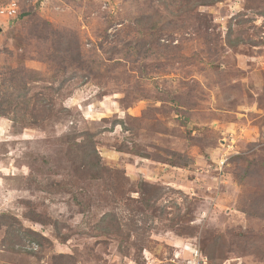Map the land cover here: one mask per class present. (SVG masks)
I'll return each instance as SVG.
<instances>
[{
	"label": "rangeland",
	"instance_id": "374dc122",
	"mask_svg": "<svg viewBox=\"0 0 264 264\" xmlns=\"http://www.w3.org/2000/svg\"><path fill=\"white\" fill-rule=\"evenodd\" d=\"M176 1L0 17V78L52 102L0 116V264H264V0Z\"/></svg>",
	"mask_w": 264,
	"mask_h": 264
},
{
	"label": "trees",
	"instance_id": "16d2710c",
	"mask_svg": "<svg viewBox=\"0 0 264 264\" xmlns=\"http://www.w3.org/2000/svg\"><path fill=\"white\" fill-rule=\"evenodd\" d=\"M171 1L172 6L177 4L176 0ZM219 1L221 0H182L181 4L185 7L193 4L196 9H199L201 7L211 6ZM199 21L201 24L200 26L202 27L201 29H203L205 27L203 15H199ZM201 29H199V33ZM207 30L208 27L206 28V32H208ZM78 59L79 61L81 60L80 55ZM78 59L76 62H79ZM33 75V72L21 69L4 76L6 79L3 77L0 78V116L15 117L12 121L24 128L39 127L52 117V102L44 101V103L41 104L35 102L34 105H31L32 97L30 99L27 97L33 96V98H36L39 101L38 94H31V91L33 90L31 85L38 82ZM20 115L25 117H22L21 119ZM29 115L32 116L31 121L25 122L24 118ZM39 116H41V118ZM87 157L90 159L87 166H90L91 170L98 171L100 174L108 172L106 167L102 166L98 153L89 154ZM240 161L247 162L246 166L243 167L246 171L251 170V165L253 163L249 162L246 158H240ZM240 180L243 181L244 178L240 177ZM112 217V214L105 215L102 219V223L105 224L114 221ZM5 226L8 227V225ZM8 228V236L13 238L14 234L11 231V225H9ZM9 242H11V239Z\"/></svg>",
	"mask_w": 264,
	"mask_h": 264
},
{
	"label": "built area",
	"instance_id": "2783aa9c",
	"mask_svg": "<svg viewBox=\"0 0 264 264\" xmlns=\"http://www.w3.org/2000/svg\"><path fill=\"white\" fill-rule=\"evenodd\" d=\"M0 17L4 19L5 22H10L11 20L18 17L20 12V6L18 0H0Z\"/></svg>",
	"mask_w": 264,
	"mask_h": 264
}]
</instances>
